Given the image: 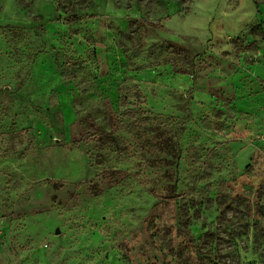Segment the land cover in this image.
<instances>
[{"label":"rangeland","instance_id":"1","mask_svg":"<svg viewBox=\"0 0 264 264\" xmlns=\"http://www.w3.org/2000/svg\"><path fill=\"white\" fill-rule=\"evenodd\" d=\"M0 264H264V0H0Z\"/></svg>","mask_w":264,"mask_h":264},{"label":"trees","instance_id":"2","mask_svg":"<svg viewBox=\"0 0 264 264\" xmlns=\"http://www.w3.org/2000/svg\"><path fill=\"white\" fill-rule=\"evenodd\" d=\"M177 175H178V172L177 170L175 171V180H177Z\"/></svg>","mask_w":264,"mask_h":264},{"label":"water","instance_id":"3","mask_svg":"<svg viewBox=\"0 0 264 264\" xmlns=\"http://www.w3.org/2000/svg\"><path fill=\"white\" fill-rule=\"evenodd\" d=\"M56 234H57V235L59 234V230H56Z\"/></svg>","mask_w":264,"mask_h":264}]
</instances>
